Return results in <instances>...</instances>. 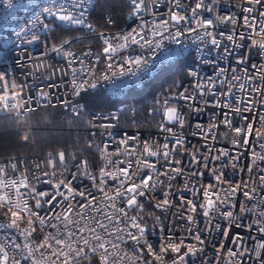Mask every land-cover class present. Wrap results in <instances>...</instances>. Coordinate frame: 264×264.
Returning a JSON list of instances; mask_svg holds the SVG:
<instances>
[{
  "label": "snow or ice",
  "instance_id": "6c2138e0",
  "mask_svg": "<svg viewBox=\"0 0 264 264\" xmlns=\"http://www.w3.org/2000/svg\"><path fill=\"white\" fill-rule=\"evenodd\" d=\"M128 2L132 8L130 16L147 13L159 18L153 19L151 24L142 20L138 28H131L130 31L114 37L101 33L99 38L103 41L102 50L95 54L89 50L82 54L84 59L67 50L66 46L71 43L67 39L49 49L68 60V68L73 74L71 84L75 95H80V90L86 85L95 88L100 80L108 81L117 75L112 73V76L103 74L97 77L91 69L95 67L94 62L103 60L110 71L119 51L132 45L146 48L150 56H155L160 50L162 58L168 59L164 53V41L170 40L179 44V37L192 33L201 43H207V51L222 50L219 52L221 59L232 56L236 49L244 48L245 45L241 42L246 39H251L253 45L264 49V20L257 31L258 17L264 18V0H242L239 15L217 14L216 0H194L192 4L182 3L181 0H168L166 15L153 10L160 7L159 0ZM87 10L86 0H75L71 8H65L63 5L55 8L43 7L41 14L35 17V22L40 21L41 15L47 14L92 31V25L87 24ZM204 12L210 15L205 16ZM111 22L109 17V23ZM219 24L231 27H225L224 31H215ZM238 24L256 32L259 39H252L246 32L239 31ZM42 27L49 29L51 26L45 23ZM38 40L40 36L32 33L27 42ZM88 57H92L94 62L86 68L82 67L81 71L92 75L93 79H77V69L72 65L79 62L83 66ZM120 59L122 64L119 75L137 76L152 71L150 60L142 55ZM245 61L246 57L241 52L236 63L243 64ZM211 62L216 64L215 59ZM125 64L132 67L125 69ZM252 68V73L244 70L247 85L240 82L241 77L236 75L239 68L225 69L217 65L215 77H207L204 80L199 78L196 70H189L187 76L192 79L188 86L179 85L180 90L172 92L170 98L163 101L166 106L163 114L170 125L160 124V129L165 134L164 142L161 144L146 140L129 148L128 141L136 138L125 136L118 142L114 153L107 151L109 144L105 142L103 149L97 146L104 155L105 163L96 172L88 169L86 160L77 161L73 165L76 169L74 172L59 175L55 171L42 172L40 177L23 173L19 176H9L8 170L15 172L16 166H0V216L4 218L0 221V229H15L24 240V243L20 244L16 242L17 237L6 236L7 242H0V264H21L22 260L30 264H81V261L97 255L100 264H118L125 259L120 252L123 251L121 244H126L127 241L133 242L134 245L143 241L156 261H161L162 254L170 251L176 254L172 264H189L188 257L203 253L205 244L211 242L209 238L214 232L235 246L228 249V254L239 257L241 264H244L245 257L250 252L254 253L255 264H264V255L260 251L264 249V242L257 248L250 249L245 246L241 233L229 235L233 227L243 226L249 229L256 226L258 231L264 234V210L257 211L264 205V168H259L256 163L257 160L264 162V155L257 154L251 143L252 136L264 140V123L261 130H256L249 116L245 115L253 112L257 103L264 105V99L256 101L252 98V94L264 97V66L253 65ZM253 81L260 83L253 85ZM15 87V82L9 79L8 74L0 72V93H3L0 95V101L17 99L16 96L10 95ZM27 87L26 84L23 85L20 98H23L24 88ZM237 91L243 92L244 96H237ZM40 95L46 97L48 93L41 89ZM180 101L183 103H178ZM9 107L17 108L24 114L31 111L26 103L4 105L6 109ZM208 107L214 109L211 116L214 123L205 125L199 120L194 125L186 123V120L198 116ZM184 108L188 109L187 113L183 111ZM216 109L220 110L219 113ZM236 118L245 123H234ZM259 120L264 122V115L259 116ZM219 125H223L233 134L231 143L234 148L247 149L250 152L251 163H241L246 154L244 151L232 154L228 148L215 149L207 145L209 140H216L215 131ZM102 127L108 128L111 125ZM186 127H194L195 131L190 134L202 137L205 145H190ZM107 135L111 137L112 133ZM120 146H123V149ZM201 147L204 148L203 152ZM260 147L264 148V144H260ZM117 154L124 155L125 159L111 158ZM49 156L47 163L50 167L55 168L57 158L59 164L64 166V151L57 153L55 158L52 154ZM177 156L181 159H176ZM229 168L231 172L227 171ZM257 169L258 172L253 177L252 173ZM242 174H247V179ZM162 176L166 180H161ZM208 176L211 179L205 183L204 180ZM81 177L90 181V184L83 183ZM178 177L184 179L181 186L175 188L172 181ZM165 182L167 190L159 193L162 199L155 207L165 211L175 208L176 212L172 214L175 220L169 221L170 227L167 229L161 223L160 216L154 217L153 226H160L163 241L157 253L147 242L146 233L149 226L143 222L139 210L143 209L142 199ZM238 195L243 196L247 203L239 202L236 199ZM130 212L137 214L129 215ZM247 214H255L257 218L251 224L244 225L243 217ZM220 220L227 221V224L222 225L218 222ZM178 227L183 228L184 235L177 234ZM37 231L42 236L39 242L33 239V233ZM165 231L167 235H163ZM220 246L223 247L222 242ZM9 247L19 250L20 259L9 256ZM133 251L137 252V249L133 248ZM142 252L143 248H140L137 255L131 259L143 260L140 255ZM192 264H195V261ZM233 264L236 262L233 261Z\"/></svg>",
  "mask_w": 264,
  "mask_h": 264
},
{
  "label": "built area",
  "instance_id": "2783aa9c",
  "mask_svg": "<svg viewBox=\"0 0 264 264\" xmlns=\"http://www.w3.org/2000/svg\"><path fill=\"white\" fill-rule=\"evenodd\" d=\"M96 0H86L88 10L86 12L87 24L92 25V31H89L87 27L80 25H71L67 22L60 21L54 17L47 16V14L41 15L40 21L35 22V17L41 14L43 7H59L63 5L65 8H71L75 0H0V72H5L8 74L9 79L14 81L16 87L11 90L10 95L16 96L17 99L11 101H0V115L15 113L19 117L25 115L17 108H4L5 104H25L27 108L32 111L41 108L43 106H59L64 113L72 116L81 117L83 119L84 134L82 137L83 149L77 153L71 154L65 159L64 166H61L56 160L55 168L48 165L47 161L50 156L39 157L36 155L31 156H18L10 157L7 159H0V166L7 167L9 164H14L17 171L13 172L11 169L8 170L9 176H19L20 174H28L30 176L40 177L42 172H57L60 173L74 172L76 169L73 167L77 161H87L88 169L92 172L98 171L100 167L104 166L105 160L102 151L97 149H103L104 143L109 144L108 152L114 153L118 142L127 137H135V140H129L128 146L131 148L133 145L142 144L144 141H156L158 143H163V136L165 135L161 129L160 124L163 123L165 126L168 125L166 121L163 110L166 107L163 103L165 99L170 98L172 92L180 90L179 85L183 84L185 87L188 86L189 81L192 79L187 76L189 70H196L199 73V78L204 80L207 77H215V69L217 65L229 68H239L240 70L236 72V75L241 77V81L248 84L246 79L245 69L248 73L253 72V65L264 66V49L252 44L251 39H246L242 41L245 45L242 49H236L232 56L221 59L219 52L222 50L207 51V43H201V41L195 38V34L185 33L183 36L179 37L180 43L176 44L170 40L164 41V53L169 57L168 59H163L161 51L158 50L155 56H150L148 50L141 49L137 45H132L128 49H121L118 53L116 60L114 61V67L108 71L106 63L101 60L100 62H94L92 57L85 59V63L82 66L79 62H76L72 67L77 69L78 77H86L89 81H92V75L81 71L82 67H88L91 63H95V67L91 69L97 77L107 74L112 76V73H117V75L112 76L111 80L105 81L100 80L95 88L85 86L84 89L80 90V95L74 94V89L71 84L73 74L71 69L68 68V60L55 52L50 51L52 45H59L63 40H70V45L66 46L67 50L73 52L74 55H79L81 59H84L83 53L91 50L94 54L98 53L103 48V41L100 39V34L105 33L110 37H114L117 34H123L131 30V28H138L142 20H146L151 24L153 19H158L159 17H153L147 13L130 16L129 13L132 8L128 0H123L127 4V11L124 16V23L121 26L104 28L100 27L95 21L91 19L92 9L94 7ZM182 3L192 4L194 0H181ZM242 0H216L215 12L220 15H231L240 14V4ZM159 8L153 9L159 12L161 15H166L168 0H159ZM247 6V5H244ZM203 15L209 16L210 14L204 12ZM247 15V13H244ZM109 17L112 16L110 13H105L104 21L109 23ZM264 18L257 19V31L259 25ZM35 23V27L33 24ZM49 24L51 27L49 29H43V24ZM54 26H59L62 28H72L77 31L71 36L66 37L61 40H55L52 35V28ZM225 27H231V25L219 24L215 31H224ZM239 31L246 32L252 39H259L256 32L248 30L237 25ZM35 33L40 36V40L33 43H28L27 41L31 39V34ZM84 38H87V43H78ZM158 39V38H157ZM223 40V38H221ZM227 43V41H223ZM207 52V54H206ZM243 52L246 57V61L243 64H237L236 60L240 53ZM142 55L149 59L152 64V71L149 74H141L133 76L131 74L119 75L121 69V57L137 56ZM183 60V72L184 77L177 78L175 82L168 87H156L151 94L146 98L145 103L131 102L124 103L120 102L115 105H111L106 108L92 107L88 109L86 107L85 101L82 98V94L87 91L100 90L102 93L112 100L120 99L124 97L130 88H139L148 81L158 70L162 67L170 64L175 60ZM215 59L216 64L211 61ZM204 61H208L205 63ZM123 67L126 69L132 67L130 64H125ZM63 70V71H61ZM231 75V72L228 73ZM223 79V77H221ZM259 81H253L252 84H258ZM27 85L24 88V96L20 98V93L23 85ZM52 85V86H49ZM264 86V85H262ZM43 89L48 95L42 97L40 95V90ZM3 95V93H0ZM237 96H244L243 92H236ZM252 98L256 101H261L264 97L257 94H252ZM172 103H177L171 101ZM178 103H183L182 101ZM185 113L188 112L187 108H184ZM214 109L212 107L204 108L203 111L196 117H191L186 120L187 124L194 125L197 120L201 124H211L214 121L211 120V116ZM219 113V109L215 110ZM248 115L251 122L256 130H261V125L264 122L259 120V116L264 115V105L257 103L255 105L254 111L250 113H245ZM255 117V119H253ZM219 118V116H218ZM234 123L243 125L245 122L239 121L238 118L234 120ZM102 125H111V127L104 128ZM194 127H186L185 132L189 133L188 143L190 145L201 146L205 145V141L200 136H192L190 133L194 132ZM111 132L112 136L109 137L107 133ZM216 140H209L207 145L213 146L215 149L228 148L232 154L236 152L244 151L246 154L243 157L241 163L249 164L251 163L252 157L247 149H240L238 147L234 148L231 141L234 138L230 130L219 125L215 131ZM251 143L255 152L259 155H264V148L260 147V144H264V140L257 138L256 136L251 137ZM171 146V145H170ZM123 149V146H120ZM139 150V149H138ZM204 148L201 147V152ZM52 157H57L52 155ZM112 159L124 160L125 157L122 154H117L111 157ZM176 159H181L177 156ZM218 163V162H213ZM257 165L259 168H264V162L257 160ZM39 165V168H37ZM231 172V169H227ZM258 169L255 170L252 175L255 177ZM245 179H247V174H242ZM63 178V177H60ZM161 180H166L165 177H160ZM183 177H178L176 180L172 181L173 187L179 188L183 182ZM211 179L210 176L206 177L204 182L207 183ZM81 180L85 184H90V181ZM78 183L80 181H77ZM34 183V181H33ZM166 183L159 186L150 195L144 197L141 201L143 204V209L139 210V215L143 217V222L149 226L146 233V239L148 244L153 246L155 252H159L160 246L163 243L162 233L160 232V226L154 225V217L160 216L161 223L167 227H170V220H175L172 215L176 212L175 208H170L167 211L164 209H157L155 204L162 199L159 193L167 190ZM99 197V193L97 194ZM241 203H247L243 196H237L236 198ZM78 210V209H77ZM264 210V205H261L257 211ZM136 212H130L129 215H135ZM168 219H165V217ZM255 214H247L243 217V224H251L256 219ZM4 218L1 217L0 221ZM6 222V221H5ZM222 225H226L227 221H218ZM182 224V222H181ZM202 226V225H201ZM178 235H184L183 228L178 227L176 229ZM237 232L241 233L244 237V244L246 247L253 249L257 248L261 242H264V234H261L257 227L254 226L252 229L246 226L235 228L233 227L229 233L230 236L235 235ZM167 231L163 235H167ZM6 236L17 237L16 242L23 244L24 240L19 237L15 229H9L5 231L0 229V242H7ZM33 239L39 242L42 236L37 233H33ZM210 243L205 244V251L198 254L195 257H188L189 264L195 261V264H241L239 257H232L228 254L229 248H234L228 239L219 236L217 233H213L209 238ZM223 244V247L220 244ZM123 249L120 252L121 256L125 259L118 264H144V262H149V264H172V260L175 259V255L172 252H167L162 254V260L156 261L155 258L148 252L147 246L143 241L139 245H134L133 242L127 241L126 244H121ZM133 248L137 249V252L133 251ZM143 248L141 259H131L132 256H136L139 249ZM261 254L264 255V249H260ZM9 256H16L20 259L19 250L12 249L9 247ZM85 264H100L99 256H90L88 260L81 261ZM21 264H30L27 261H21ZM244 264H255L254 253L250 252L247 257H245Z\"/></svg>",
  "mask_w": 264,
  "mask_h": 264
},
{
  "label": "trees",
  "instance_id": "16d2710c",
  "mask_svg": "<svg viewBox=\"0 0 264 264\" xmlns=\"http://www.w3.org/2000/svg\"><path fill=\"white\" fill-rule=\"evenodd\" d=\"M127 8L123 0H96L91 19L104 28L121 26ZM105 13L111 14V23L104 21ZM76 31L72 28L54 26L52 35L55 40H61ZM78 43H87V38ZM179 62V68H170L171 65ZM184 65L181 59L171 62L158 70L142 87L130 88L120 99L107 98L100 90L87 91L82 94V98L88 109L106 108L120 102L144 104L146 98L158 85L168 87L174 79H182ZM83 123L81 117L64 113L59 106H43L21 117L15 113L0 115V159L31 155L45 157L49 154L56 155L60 151L65 152L66 159L83 149ZM81 264L85 263L81 262Z\"/></svg>",
  "mask_w": 264,
  "mask_h": 264
},
{
  "label": "rangeland",
  "instance_id": "374dc122",
  "mask_svg": "<svg viewBox=\"0 0 264 264\" xmlns=\"http://www.w3.org/2000/svg\"><path fill=\"white\" fill-rule=\"evenodd\" d=\"M178 64H180V62H179V63H175V64L171 65V66H170V68H174V67H177V68H179V67H178V66H179ZM183 73H184V72H183ZM174 82H175V79H174V81H172V83H171V84H173ZM171 84H170V85H171ZM157 85H158V84H157ZM168 86H169V85H168ZM158 87H159V85H158ZM131 101H132V99H131Z\"/></svg>",
  "mask_w": 264,
  "mask_h": 264
}]
</instances>
